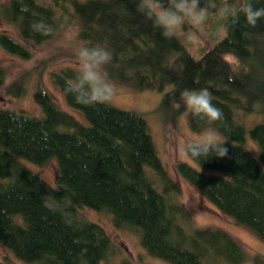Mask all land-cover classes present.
<instances>
[{"label":"trees","instance_id":"16d2710c","mask_svg":"<svg viewBox=\"0 0 264 264\" xmlns=\"http://www.w3.org/2000/svg\"><path fill=\"white\" fill-rule=\"evenodd\" d=\"M138 0H5L1 19L14 33L0 32V46L22 60L35 47L51 41L67 25L89 46L112 52L110 78L133 89L162 92L161 106L179 104L185 90L207 88L222 119L210 122L187 115L194 132L212 128L228 149L223 158L192 159L207 174L187 162H176L178 176L196 188L222 214L247 227L264 241V119L251 127L237 121V112L264 113V18L255 28L241 15L233 24L215 15L204 23L224 30L199 57L177 35L165 38L136 10ZM242 0H216L238 11ZM264 7V0H251ZM43 22L41 34L33 25ZM78 68L51 73V81L67 103L88 123L58 107L41 84L33 97L41 117L23 110L0 108V244L22 261L35 264H103L116 247L100 224L76 219L80 208L110 214L117 228L140 233L141 244L154 258L170 264H242L243 246L216 228H189L191 212L178 200L180 186L159 156L145 117L107 103L85 106L64 89ZM6 70L0 64V88ZM170 86L169 90L166 87ZM25 93L23 81L7 87ZM258 144L259 161L246 147ZM57 162L56 185L18 161ZM147 172H151V176ZM54 203L56 206H52ZM72 216V217H70ZM257 264L264 258L254 257ZM121 264H134L123 259Z\"/></svg>","mask_w":264,"mask_h":264},{"label":"rangeland","instance_id":"374dc122","mask_svg":"<svg viewBox=\"0 0 264 264\" xmlns=\"http://www.w3.org/2000/svg\"><path fill=\"white\" fill-rule=\"evenodd\" d=\"M5 0H0V3ZM10 31L14 33L13 26L4 22L0 17V32ZM224 30H210L205 23L183 25L177 36L189 47L190 52L199 57L204 49L212 44V41L220 39ZM80 42L76 38V29L67 25L51 41L35 47L34 55L30 60H22L0 46V64L6 70L4 86L0 88V108L23 110L29 116L41 117V107L35 102L33 94L37 86L41 84L55 103L62 110L72 114L79 121L88 123L84 114L70 106L62 91L51 81V73L59 71L66 66L78 68L75 60V52ZM23 81L25 93L21 96H13L8 93L7 87L17 81ZM119 86V94L109 105L132 110L142 114L150 128V133L155 142L159 156L162 158L169 174L177 180L180 186L178 200L191 212L189 228H216L225 231L234 237L244 248L247 259L242 264H257L254 257L264 258V241L253 231L236 223L230 217L222 214L214 207L196 188L175 172L176 162H187L207 174H224L221 171L209 168H201L192 159L184 155L183 149L187 142L202 139V133L190 129L187 115L189 111L184 108L179 110V104L169 108L161 106L162 92L153 89L137 90L127 85L116 82ZM170 86L166 87L169 90ZM237 121L246 127H251L264 119V113L237 112ZM218 134L219 141L225 138ZM246 147L259 161L258 144L247 137ZM15 158L22 162L28 169L46 180L51 186L56 185L57 162L53 157L45 164L38 165L29 162L17 155ZM151 176V172H147ZM52 206H56L51 203ZM72 217V216H70ZM76 219H83L100 224L111 236L113 246L112 253L103 261V264H121L123 259H130L134 264H170L160 259L151 257L141 244L140 233L128 228H117L113 225L110 214L90 208H80L76 212ZM0 264H35L22 261L16 257L7 247L0 244Z\"/></svg>","mask_w":264,"mask_h":264},{"label":"clouds","instance_id":"9594fccd","mask_svg":"<svg viewBox=\"0 0 264 264\" xmlns=\"http://www.w3.org/2000/svg\"><path fill=\"white\" fill-rule=\"evenodd\" d=\"M136 10L151 21L153 27L160 29L163 37L169 39L186 23L201 24L213 15L230 19L233 24L239 23L242 15L246 24L252 28L264 18V7H254L251 0H242L238 11L228 4L218 6L216 0H138ZM33 29L41 34L48 31L43 22L34 24ZM112 59V52L106 46H89L87 41H82L75 52L77 74L74 79L66 82L64 91L85 106L111 101L120 89L107 71ZM212 99L207 88L185 89L180 93V101L192 115L215 122L222 119L223 114L212 103ZM225 142L219 141L216 131L208 128L202 133V139L187 142L183 152L193 159L210 156L223 158L228 151L224 147Z\"/></svg>","mask_w":264,"mask_h":264}]
</instances>
